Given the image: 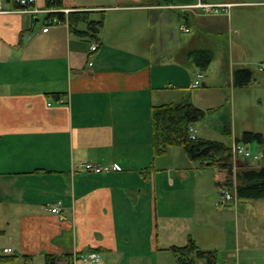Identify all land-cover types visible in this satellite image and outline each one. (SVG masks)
<instances>
[{"label": "crops", "instance_id": "1", "mask_svg": "<svg viewBox=\"0 0 264 264\" xmlns=\"http://www.w3.org/2000/svg\"><path fill=\"white\" fill-rule=\"evenodd\" d=\"M196 1L61 0L52 7L63 12L59 20L45 0H35L37 12L1 0L0 255L9 247L6 255L18 262L27 255L30 264H44L46 253L94 249L98 264H178L170 247L191 238L215 253V264H264V230L236 227L240 210H248L242 200L211 207L228 173L199 166L180 146L153 153V105L187 100L202 109L189 86L206 68L202 87L223 84L208 70L218 61L213 35H223L232 78L248 67L251 46L264 45V0H208L232 3L228 15L175 7ZM80 11L103 19L96 33L70 22L69 13ZM193 49L210 50L211 61L198 65L188 56ZM212 126H195L197 136L232 137L221 122ZM85 161L110 171L85 172ZM194 168L203 172L193 182ZM57 201L60 211L51 212Z\"/></svg>", "mask_w": 264, "mask_h": 264}, {"label": "trees", "instance_id": "2", "mask_svg": "<svg viewBox=\"0 0 264 264\" xmlns=\"http://www.w3.org/2000/svg\"><path fill=\"white\" fill-rule=\"evenodd\" d=\"M48 8L61 6V0H45ZM59 20H64L63 12L50 13ZM69 20L87 23V33H96L103 24V19L90 20L89 12H70ZM85 32V33H86ZM188 56L198 65L204 66L212 59L208 49H193ZM253 71L248 68H239L233 72L235 86L247 85L252 80ZM204 110L185 100L153 105L150 110L151 143L154 155L165 153L171 146L182 147L188 157L201 167H219L232 175L230 145L219 140L198 137L189 138V127L200 121ZM244 144L256 142L264 144V135L258 131H243L236 138ZM236 194L239 200L264 198V165L255 167H239L235 172ZM231 185V178L226 186ZM176 255L178 264H215L216 255L212 251L200 250L193 239H189L183 246H171ZM94 250V249H91ZM30 257L25 255L18 262L14 255H0V264H30ZM44 264H73L71 253L44 254Z\"/></svg>", "mask_w": 264, "mask_h": 264}, {"label": "rangeland", "instance_id": "3", "mask_svg": "<svg viewBox=\"0 0 264 264\" xmlns=\"http://www.w3.org/2000/svg\"><path fill=\"white\" fill-rule=\"evenodd\" d=\"M177 33L180 34L178 29ZM232 35H234V37L237 36L235 33ZM212 37V41H215L216 43V50L214 49V54L218 57V61L214 60L212 65L208 67V70L215 68L218 71V76L215 77L214 80H217L219 84L223 83L221 85L223 87L218 86L215 89H206L201 85L191 91L193 96L196 95L199 101L197 103L204 110L203 117L194 125L199 126L200 124H203L206 126H212L221 122L224 127L226 126L231 128L232 137H235V135L239 137L245 130L260 131L264 135V69L259 67L261 63L260 61L264 62V45L260 46V44H257L255 46H251L252 50L247 51V54H250V56L247 57V64L253 71L251 82L247 85L234 86L232 84V73L230 75L227 70L229 49L222 43L224 40L223 35L222 33L215 34ZM206 70L207 68L202 71L204 77ZM202 81H204V78ZM195 126L194 128H196ZM232 137L224 133H215L210 135V138L223 141L229 145L232 142ZM246 146L253 153L258 150H264V145L259 146L256 142L247 143ZM248 162L253 166H256L261 162V160L255 161L249 159ZM194 164L196 165V163ZM245 164V162H238L237 167H241ZM199 172L203 171H200L199 168H194L193 182L197 181ZM233 173L230 176L231 179L233 177ZM219 199L220 194H218V196L212 200V203H210L214 210L222 208L216 203ZM260 199L264 198L251 199L250 201H246L249 199L242 200L241 206H246L248 210L246 212L240 210L238 213L236 227H239L240 231H255L259 228H261V231L264 230V225L262 224L263 222L260 221L259 218V216L264 215L261 213L264 212V204L260 205L259 203H248L255 202L252 200H257V202H259L258 200ZM199 227L200 225H194V229ZM229 228H231V226L228 223L227 229ZM39 261L35 260L33 264H43L42 261Z\"/></svg>", "mask_w": 264, "mask_h": 264}, {"label": "built area", "instance_id": "4", "mask_svg": "<svg viewBox=\"0 0 264 264\" xmlns=\"http://www.w3.org/2000/svg\"><path fill=\"white\" fill-rule=\"evenodd\" d=\"M20 6V9L23 11L28 12H37L38 9L34 7L35 0H16ZM233 5L232 3H211L208 0H197L194 4L190 5H180L175 6L177 8H180L182 10H201L202 14L204 15H217L221 12H225L226 15L229 14V8ZM46 11L53 12L56 11V9L48 8L45 9ZM0 12H5L2 6V2L0 0ZM57 22H60L57 19H54ZM184 31H188V27L185 25H181L180 27ZM48 29V26H45L43 28V31H46ZM96 48V44H92L90 49L94 50ZM91 64V62L89 63ZM261 69H264V63L261 64ZM204 78V75L201 71L196 72L194 79L190 83V88H198L201 85H203L202 79ZM60 102L62 99L59 100ZM189 138L196 139L197 138V130L194 128V126L189 127ZM230 156H231V163H232V173L236 171L237 163L243 161H248L249 159L259 161L264 156V151L258 150L257 152H251L246 144L240 142V141H233L230 144ZM75 168H77L75 165L71 167V172H74ZM79 168L85 172L90 173H101V172H109L110 167L105 164L95 163V162H89L85 161L80 164ZM233 173V177L231 179V185L228 187H225L222 189L220 193V199L216 202L220 206H234L236 207L238 202V197L236 194V181H235V174ZM48 209L51 212L57 213L60 211V201H57L54 205L48 206ZM3 253L5 254H12V248H4ZM72 255V263L77 264V262L80 260L86 264H98L100 261V254L95 250H88L85 252H77L73 251L71 252Z\"/></svg>", "mask_w": 264, "mask_h": 264}]
</instances>
